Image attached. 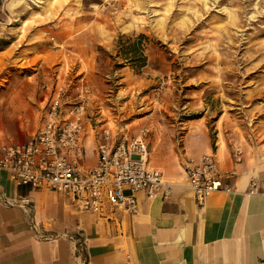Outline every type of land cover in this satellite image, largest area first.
<instances>
[{"label": "rangeland", "instance_id": "1", "mask_svg": "<svg viewBox=\"0 0 264 264\" xmlns=\"http://www.w3.org/2000/svg\"><path fill=\"white\" fill-rule=\"evenodd\" d=\"M132 43L144 65L126 60ZM58 89L64 110L89 90L96 139L142 134L171 185L195 153L256 151L264 0H0V122L34 136Z\"/></svg>", "mask_w": 264, "mask_h": 264}, {"label": "crops", "instance_id": "2", "mask_svg": "<svg viewBox=\"0 0 264 264\" xmlns=\"http://www.w3.org/2000/svg\"><path fill=\"white\" fill-rule=\"evenodd\" d=\"M94 133L86 125L80 160L85 168L96 164ZM28 138L0 122V156L3 147ZM212 154L223 176L236 171L227 180L230 193L196 202L183 172L186 161L200 158L195 153L167 197L139 192L134 212L107 207L101 216L79 212L61 194L17 186L1 170L0 264H264V146L245 153L217 147ZM18 198L30 200L29 212L7 204Z\"/></svg>", "mask_w": 264, "mask_h": 264}, {"label": "built area", "instance_id": "3", "mask_svg": "<svg viewBox=\"0 0 264 264\" xmlns=\"http://www.w3.org/2000/svg\"><path fill=\"white\" fill-rule=\"evenodd\" d=\"M61 91H55L49 111L39 131L27 141L1 149L0 171L9 173L17 186L49 190L61 194L81 213L101 216L107 207L134 212L136 194L167 197L173 185L164 181L160 170L149 166L148 147L142 134L114 139L109 128H102L95 147L96 164L83 167V140L86 133V107L89 90L80 95L81 102L67 110L62 108ZM235 163L241 153H234ZM183 172L187 186L199 205L217 192L230 193L228 178L223 176L214 154L185 162ZM251 192L258 189L250 181ZM29 212L30 200L18 198L7 202Z\"/></svg>", "mask_w": 264, "mask_h": 264}, {"label": "trees", "instance_id": "4", "mask_svg": "<svg viewBox=\"0 0 264 264\" xmlns=\"http://www.w3.org/2000/svg\"><path fill=\"white\" fill-rule=\"evenodd\" d=\"M142 44L141 43H132L128 46L127 50H128V58H126V60H129L130 63H132L133 65H137L138 63H141V65H144L145 63V58H142L140 60V58H137L136 56H134L135 52L141 51ZM126 53V54H127Z\"/></svg>", "mask_w": 264, "mask_h": 264}]
</instances>
